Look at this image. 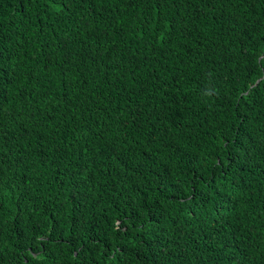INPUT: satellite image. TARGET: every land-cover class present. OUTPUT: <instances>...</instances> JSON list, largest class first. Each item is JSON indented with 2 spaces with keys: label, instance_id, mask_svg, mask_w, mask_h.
Returning <instances> with one entry per match:
<instances>
[{
  "label": "trees",
  "instance_id": "1",
  "mask_svg": "<svg viewBox=\"0 0 264 264\" xmlns=\"http://www.w3.org/2000/svg\"><path fill=\"white\" fill-rule=\"evenodd\" d=\"M0 264H264V0H0Z\"/></svg>",
  "mask_w": 264,
  "mask_h": 264
}]
</instances>
